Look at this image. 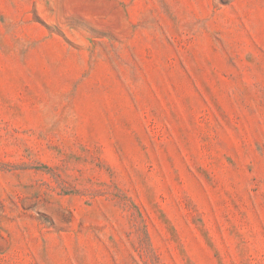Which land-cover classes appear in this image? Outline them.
Listing matches in <instances>:
<instances>
[{
    "label": "rangeland",
    "instance_id": "1",
    "mask_svg": "<svg viewBox=\"0 0 264 264\" xmlns=\"http://www.w3.org/2000/svg\"><path fill=\"white\" fill-rule=\"evenodd\" d=\"M0 264H264V0H0Z\"/></svg>",
    "mask_w": 264,
    "mask_h": 264
}]
</instances>
